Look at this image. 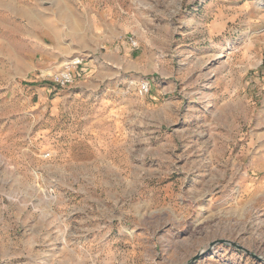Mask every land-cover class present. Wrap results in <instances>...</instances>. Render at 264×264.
Masks as SVG:
<instances>
[{"label": "rangeland", "instance_id": "374dc122", "mask_svg": "<svg viewBox=\"0 0 264 264\" xmlns=\"http://www.w3.org/2000/svg\"><path fill=\"white\" fill-rule=\"evenodd\" d=\"M0 264H264V0H0Z\"/></svg>", "mask_w": 264, "mask_h": 264}, {"label": "built area", "instance_id": "2783aa9c", "mask_svg": "<svg viewBox=\"0 0 264 264\" xmlns=\"http://www.w3.org/2000/svg\"><path fill=\"white\" fill-rule=\"evenodd\" d=\"M82 62V58H75L68 61L61 70L57 71L53 75L54 81L62 87L68 86L73 83L76 78L75 71L79 66H81ZM150 88V83L148 81H142L137 89L138 94L140 96H144L149 93Z\"/></svg>", "mask_w": 264, "mask_h": 264}, {"label": "crops", "instance_id": "0c3cea01", "mask_svg": "<svg viewBox=\"0 0 264 264\" xmlns=\"http://www.w3.org/2000/svg\"><path fill=\"white\" fill-rule=\"evenodd\" d=\"M110 10H111L112 16L113 14L115 15L114 7H112ZM97 12H98L97 13L98 17L102 16L103 14L102 12L100 11H97ZM112 16L111 17L109 16L110 19L107 22H101V20H99L98 22L100 24L97 22L96 19H93L90 31L94 39H106V38H112L115 36L116 33L114 29L118 25L119 19H116L117 20L116 21L114 18H112Z\"/></svg>", "mask_w": 264, "mask_h": 264}]
</instances>
